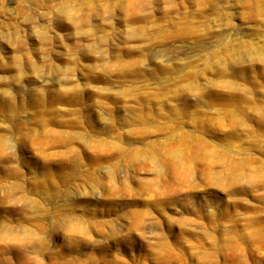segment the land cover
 Here are the masks:
<instances>
[{"label": "rangeland", "instance_id": "1", "mask_svg": "<svg viewBox=\"0 0 264 264\" xmlns=\"http://www.w3.org/2000/svg\"><path fill=\"white\" fill-rule=\"evenodd\" d=\"M0 264H264V0H0Z\"/></svg>", "mask_w": 264, "mask_h": 264}, {"label": "bare ground", "instance_id": "2", "mask_svg": "<svg viewBox=\"0 0 264 264\" xmlns=\"http://www.w3.org/2000/svg\"><path fill=\"white\" fill-rule=\"evenodd\" d=\"M19 246V245H18Z\"/></svg>", "mask_w": 264, "mask_h": 264}]
</instances>
